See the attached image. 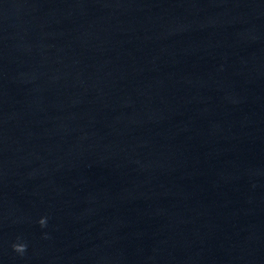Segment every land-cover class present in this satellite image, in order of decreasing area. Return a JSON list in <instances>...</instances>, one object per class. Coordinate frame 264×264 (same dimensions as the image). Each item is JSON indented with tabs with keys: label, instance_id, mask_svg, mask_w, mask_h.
Wrapping results in <instances>:
<instances>
[{
	"label": "water",
	"instance_id": "95a60500",
	"mask_svg": "<svg viewBox=\"0 0 264 264\" xmlns=\"http://www.w3.org/2000/svg\"><path fill=\"white\" fill-rule=\"evenodd\" d=\"M0 264H264V0H0Z\"/></svg>",
	"mask_w": 264,
	"mask_h": 264
},
{
	"label": "clouds",
	"instance_id": "9594fccd",
	"mask_svg": "<svg viewBox=\"0 0 264 264\" xmlns=\"http://www.w3.org/2000/svg\"><path fill=\"white\" fill-rule=\"evenodd\" d=\"M38 223L42 228L46 227V224H47L46 218H41ZM45 238H47V237H45ZM26 247H27L26 244H14L13 250L16 251L17 253L22 254L26 251Z\"/></svg>",
	"mask_w": 264,
	"mask_h": 264
}]
</instances>
